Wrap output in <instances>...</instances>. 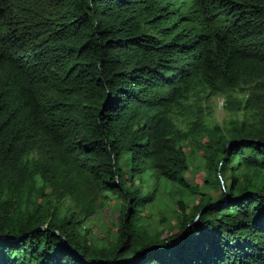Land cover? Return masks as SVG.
Returning a JSON list of instances; mask_svg holds the SVG:
<instances>
[{
    "label": "trees",
    "instance_id": "obj_1",
    "mask_svg": "<svg viewBox=\"0 0 264 264\" xmlns=\"http://www.w3.org/2000/svg\"><path fill=\"white\" fill-rule=\"evenodd\" d=\"M194 84L264 92V0H0V264H264V107L181 132L161 111ZM198 135L219 194L179 198L151 234L155 193L132 182L152 169L196 193L183 140ZM57 167L119 199L113 240L90 242L92 198L44 206Z\"/></svg>",
    "mask_w": 264,
    "mask_h": 264
},
{
    "label": "rangeland",
    "instance_id": "obj_2",
    "mask_svg": "<svg viewBox=\"0 0 264 264\" xmlns=\"http://www.w3.org/2000/svg\"><path fill=\"white\" fill-rule=\"evenodd\" d=\"M253 91L255 95L252 94ZM260 92L252 86H243L228 94L210 95L205 86L194 84L169 109L161 111L162 117L173 129L181 132L186 131L194 121L208 129L219 126L224 131L231 126V121L234 119L254 120L263 115L257 112L258 107H264V92ZM205 140L206 138L201 135L190 137L191 143L188 139L183 140L189 164L186 177L197 186L196 193H179V189L174 184L163 178H157L152 169H148L142 177L133 180L132 185L139 187L142 192L155 193L154 201L142 213V223L146 225L149 233L167 231L175 224L176 215L179 214L175 203L179 198L190 207L199 199L200 193H206L210 197L219 194V187L205 183L207 171L204 167L202 151L198 148V145L203 144ZM37 156L38 154L31 153L29 158L35 159ZM124 171H126L125 166ZM63 173V167H57L58 182L43 187L44 195L41 199L44 201V206L64 215L74 212L79 207V203L92 198L94 214L83 223L85 230H89L90 242L94 245H103L113 240L116 236L119 199L112 194L96 195L85 177L71 180ZM238 179L240 180L241 176ZM221 180L223 185L229 183V179L226 184L222 177ZM37 184L41 185L40 182Z\"/></svg>",
    "mask_w": 264,
    "mask_h": 264
}]
</instances>
